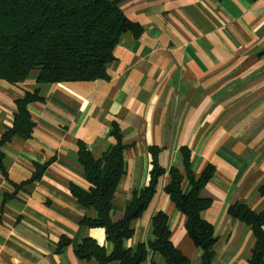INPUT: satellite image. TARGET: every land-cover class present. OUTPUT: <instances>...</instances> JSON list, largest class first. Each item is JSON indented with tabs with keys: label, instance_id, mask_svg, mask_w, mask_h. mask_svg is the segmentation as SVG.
I'll list each match as a JSON object with an SVG mask.
<instances>
[{
	"label": "crops",
	"instance_id": "0c3cea01",
	"mask_svg": "<svg viewBox=\"0 0 264 264\" xmlns=\"http://www.w3.org/2000/svg\"><path fill=\"white\" fill-rule=\"evenodd\" d=\"M118 6L142 31L120 36L106 79L37 84L34 72L18 86L0 81V137L24 91L38 90L44 99L28 105L32 136L1 147L0 264H99L77 257L85 238L111 252L103 228L82 224L97 213L72 197L70 185L88 187L78 144L99 158L112 142L113 124L126 146L114 222L133 191L147 185L150 148L160 149L157 159L165 169L125 246L146 243L152 217L163 212L174 246L191 264H201L185 216L164 191L169 169H182L185 147L197 177L206 166L214 168L201 191L212 203L202 217L217 237L213 263L244 264L254 235L227 207L241 202L264 209V0H119ZM36 164L48 165L38 181L27 183ZM5 194L13 197L5 200ZM62 238L69 242L56 251ZM154 261L164 264L159 256Z\"/></svg>",
	"mask_w": 264,
	"mask_h": 264
},
{
	"label": "trees",
	"instance_id": "16d2710c",
	"mask_svg": "<svg viewBox=\"0 0 264 264\" xmlns=\"http://www.w3.org/2000/svg\"><path fill=\"white\" fill-rule=\"evenodd\" d=\"M118 1L0 0V81L18 86L34 72L37 84L106 79L120 36L130 32L138 37L142 31L123 14ZM34 102H44L38 90L24 91L23 96L15 100L12 125L0 137V168L1 147L14 137L29 139L32 136L35 124L28 105ZM109 136L112 142L97 159L83 143L78 144V160L88 187L84 189L71 184L70 193L81 206L96 210V218H84L82 224L103 228L112 249L107 254L95 240L85 238L76 249L77 257L82 260L94 258L99 264H159L154 261V257L159 256L164 264H191L172 243L168 216L163 212L152 217L151 237L146 243L134 248L125 246L134 233L132 222L147 208L165 169L158 163L160 149L150 148L151 168L147 185L138 192L133 191L125 203L123 216L114 222L112 201L124 174L123 151L126 146L117 124L112 125ZM180 162L181 170L178 167L169 169L170 181L164 191L185 216L184 228L194 246L201 251V264H214L217 237L213 226L202 217L212 203L209 198L201 196L214 168L206 166L197 177L192 171L190 152L185 147L180 149ZM47 165L36 164L27 183L38 181ZM259 194L264 199V186L259 188ZM12 197L13 194L4 195L5 200ZM227 214L249 226L253 232L254 245L244 264H264V209L256 212L244 203L234 202L227 207ZM68 242L62 238L56 251Z\"/></svg>",
	"mask_w": 264,
	"mask_h": 264
}]
</instances>
